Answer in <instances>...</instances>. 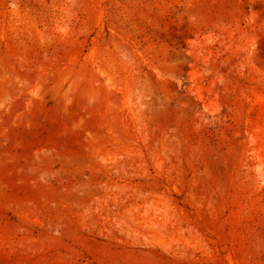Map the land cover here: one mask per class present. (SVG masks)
<instances>
[{"label": "rangeland", "instance_id": "rangeland-1", "mask_svg": "<svg viewBox=\"0 0 264 264\" xmlns=\"http://www.w3.org/2000/svg\"><path fill=\"white\" fill-rule=\"evenodd\" d=\"M0 264H264V0H0Z\"/></svg>", "mask_w": 264, "mask_h": 264}]
</instances>
